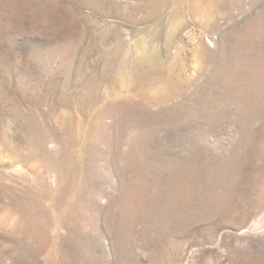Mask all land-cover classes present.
I'll list each match as a JSON object with an SVG mask.
<instances>
[{"label": "rangeland", "instance_id": "obj_1", "mask_svg": "<svg viewBox=\"0 0 264 264\" xmlns=\"http://www.w3.org/2000/svg\"><path fill=\"white\" fill-rule=\"evenodd\" d=\"M0 264H264V0H0Z\"/></svg>", "mask_w": 264, "mask_h": 264}, {"label": "bare ground", "instance_id": "obj_2", "mask_svg": "<svg viewBox=\"0 0 264 264\" xmlns=\"http://www.w3.org/2000/svg\"><path fill=\"white\" fill-rule=\"evenodd\" d=\"M145 56V55H144ZM137 58V57H136ZM140 62H143V61H145V58L144 57H140L139 59H138ZM152 60V59H151ZM154 60V59H153Z\"/></svg>", "mask_w": 264, "mask_h": 264}]
</instances>
